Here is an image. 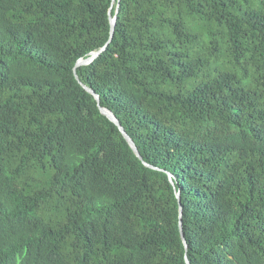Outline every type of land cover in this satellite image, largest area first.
I'll return each mask as SVG.
<instances>
[{"label":"trees","instance_id":"1","mask_svg":"<svg viewBox=\"0 0 264 264\" xmlns=\"http://www.w3.org/2000/svg\"><path fill=\"white\" fill-rule=\"evenodd\" d=\"M117 8L0 0V264H264V0Z\"/></svg>","mask_w":264,"mask_h":264},{"label":"water","instance_id":"2","mask_svg":"<svg viewBox=\"0 0 264 264\" xmlns=\"http://www.w3.org/2000/svg\"><path fill=\"white\" fill-rule=\"evenodd\" d=\"M113 2H115V0H113ZM119 8H120V0H118V8H117V12L119 11ZM110 19H111V24H112V27H111V35H110V38L108 40V42L105 44V46H103L100 50L98 51H95V52H92V55L89 57V58H86V59H80L75 67V74H76V77L77 79L79 80V82L89 91L91 92L92 94L96 95L97 99H98V103H99V106H100V109L101 111L106 114L111 120H113L115 123H117V125L120 127L121 131L123 132V134L125 135V137L128 139V141L130 142V144L132 145V147L134 148L136 154L141 158L143 159V156L140 152V150L138 149L135 141L132 139V137L127 133V131L125 130V128L123 127V125L120 123L119 119L117 118V116L114 114V112L104 106L101 105V98H100V95L97 94L95 92L94 89L88 87L86 84H84L78 73H77V66H80V65H84V64H89L91 63L96 57H98L102 51H104L107 46L109 45V43L112 41L113 37H114V33H115V27H116V19L117 17H113L112 15H110ZM145 164L147 165H150L149 163L145 162ZM180 218H182V210L180 212ZM180 225H182V221L180 222ZM182 237H183V240H184V243H185V246L186 248L188 247V241H187V238L185 237L183 231H182ZM187 262L189 263V260L187 258Z\"/></svg>","mask_w":264,"mask_h":264}]
</instances>
